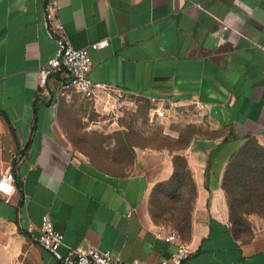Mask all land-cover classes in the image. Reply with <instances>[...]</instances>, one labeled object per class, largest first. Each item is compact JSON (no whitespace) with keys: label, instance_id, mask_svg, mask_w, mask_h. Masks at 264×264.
<instances>
[{"label":"crops","instance_id":"obj_1","mask_svg":"<svg viewBox=\"0 0 264 264\" xmlns=\"http://www.w3.org/2000/svg\"><path fill=\"white\" fill-rule=\"evenodd\" d=\"M44 2L0 0V174L10 167L16 184L9 198L0 194V264H57L30 239L45 213L63 234L62 254L93 246L123 261L169 257L176 241L166 237L176 229L155 220L150 196L171 180L175 155L195 189L180 234L189 250L183 264H264V198L241 205L222 185L241 145L264 148V0H59L75 48L109 40L89 52L92 81L162 104H194L215 129H226L181 149L132 146L125 173L97 168L65 142L63 76L45 84L38 76L56 49L42 28ZM232 208L242 223L263 228L237 237Z\"/></svg>","mask_w":264,"mask_h":264},{"label":"rangeland","instance_id":"obj_2","mask_svg":"<svg viewBox=\"0 0 264 264\" xmlns=\"http://www.w3.org/2000/svg\"><path fill=\"white\" fill-rule=\"evenodd\" d=\"M118 90L92 98L75 91L61 97L59 126L72 153L109 173L132 170V146L180 149L194 137H222L194 104L162 105ZM263 226H249L247 236Z\"/></svg>","mask_w":264,"mask_h":264},{"label":"built area","instance_id":"obj_3","mask_svg":"<svg viewBox=\"0 0 264 264\" xmlns=\"http://www.w3.org/2000/svg\"><path fill=\"white\" fill-rule=\"evenodd\" d=\"M59 0H45L42 17V28L46 35L55 42V54L38 70L39 81L45 84L48 78L61 75L59 94L68 95L75 91L83 97L92 98L98 94L116 90L101 82L92 81L89 76L91 67L90 50L105 48L109 44L108 38H103L81 48H75L58 18ZM157 106V112L163 114L162 102L156 98L149 99ZM16 191L15 178L10 167H6L0 174V194L9 198ZM33 243L50 252L57 264H145L138 261H123L112 256L110 251H101L93 246L85 249L68 247L62 254L59 248L63 245V234L55 230L48 213L41 217L39 232L30 234ZM166 240H175L176 248L169 257L161 259L156 264H183L188 257L189 250L176 230H171Z\"/></svg>","mask_w":264,"mask_h":264},{"label":"trees","instance_id":"obj_4","mask_svg":"<svg viewBox=\"0 0 264 264\" xmlns=\"http://www.w3.org/2000/svg\"><path fill=\"white\" fill-rule=\"evenodd\" d=\"M173 165L171 180L156 185L152 191L151 212L156 221L161 219L171 223L172 227L183 235L189 228V210L195 189L184 157L175 155ZM222 185L227 196L241 205L242 199L264 198V148L253 140L241 145L226 167ZM258 189L261 191L253 193ZM231 211L234 234L237 237H247L249 225L242 223L240 216L235 215L236 209L232 208ZM242 211L241 208L240 212Z\"/></svg>","mask_w":264,"mask_h":264}]
</instances>
